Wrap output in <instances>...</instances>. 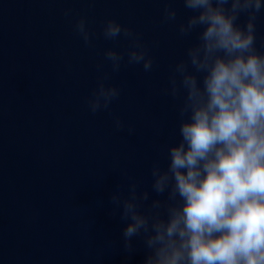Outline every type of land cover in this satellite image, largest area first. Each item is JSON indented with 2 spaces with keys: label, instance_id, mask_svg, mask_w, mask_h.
<instances>
[{
  "label": "water",
  "instance_id": "1",
  "mask_svg": "<svg viewBox=\"0 0 264 264\" xmlns=\"http://www.w3.org/2000/svg\"><path fill=\"white\" fill-rule=\"evenodd\" d=\"M167 2L0 0V264H144L142 238L124 249L126 223L109 197L132 181L150 190L153 164L166 166L167 148L179 141L181 100L165 89L202 29L181 36L178 24L192 13L171 0L177 19L165 22ZM81 17L90 45L74 30ZM108 19L140 35L150 72L126 62L111 71L104 51L131 45L103 38ZM257 48L264 50V13ZM104 72L120 95L93 114L87 102Z\"/></svg>",
  "mask_w": 264,
  "mask_h": 264
},
{
  "label": "clouds",
  "instance_id": "2",
  "mask_svg": "<svg viewBox=\"0 0 264 264\" xmlns=\"http://www.w3.org/2000/svg\"><path fill=\"white\" fill-rule=\"evenodd\" d=\"M181 2L192 14L178 24L179 34L202 30L165 89L181 100L179 141L167 148L166 166L153 164L150 190L132 181L126 192L118 184L111 193L112 212L126 223L123 247L131 252L133 238H142L144 264H264V50L257 48L264 0ZM163 19H177L171 0ZM74 30L92 43L85 18ZM102 36H123L131 45L104 51L112 72L125 62L152 70L153 59L132 28L108 19ZM108 80L104 72L88 99L93 114L120 95ZM114 126L125 124L116 117Z\"/></svg>",
  "mask_w": 264,
  "mask_h": 264
}]
</instances>
